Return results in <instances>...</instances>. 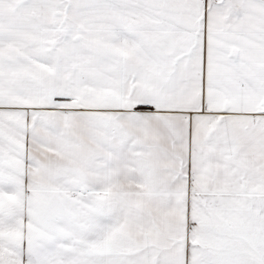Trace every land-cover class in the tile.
<instances>
[{"label":"snow or ice","instance_id":"snow-or-ice-1","mask_svg":"<svg viewBox=\"0 0 264 264\" xmlns=\"http://www.w3.org/2000/svg\"><path fill=\"white\" fill-rule=\"evenodd\" d=\"M0 264H264V0H0Z\"/></svg>","mask_w":264,"mask_h":264}]
</instances>
